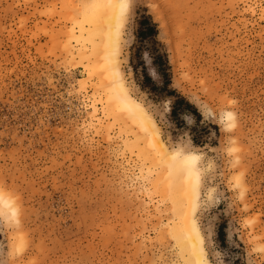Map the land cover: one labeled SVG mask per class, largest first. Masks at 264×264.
<instances>
[{
    "label": "rangeland",
    "instance_id": "rangeland-1",
    "mask_svg": "<svg viewBox=\"0 0 264 264\" xmlns=\"http://www.w3.org/2000/svg\"><path fill=\"white\" fill-rule=\"evenodd\" d=\"M83 1L0 0V192L21 221L16 229L0 215V264H184L153 153L107 114L93 70L100 58L72 39ZM131 3L118 47L129 94L170 151L190 141L200 169L213 165L201 203L209 191L217 202L197 217L206 257L261 264L253 247L264 244V0ZM180 98L190 107L172 116ZM226 112L231 132L220 123ZM240 173L243 200L230 184ZM18 235L26 247L13 257Z\"/></svg>",
    "mask_w": 264,
    "mask_h": 264
},
{
    "label": "bare ground",
    "instance_id": "bare-ground-1",
    "mask_svg": "<svg viewBox=\"0 0 264 264\" xmlns=\"http://www.w3.org/2000/svg\"><path fill=\"white\" fill-rule=\"evenodd\" d=\"M90 3H92V0H86L83 1L81 5L90 4ZM80 13L82 20L77 24L78 34L75 35L74 38L72 39H75L74 41H76L79 44H82L83 46H85L84 44H89L91 46V49L88 56H91L94 59L95 58L98 59V57L100 58L98 62L95 63L97 64L95 65V67L99 65V68L101 69L95 68L93 70H98L99 77L97 80L98 81L97 88L100 86L99 87L100 89L103 88L102 91L105 90L104 94L106 93L105 95L106 100L103 101L107 104L106 105L107 114L112 116L114 121L119 122L122 125L121 127H123L124 132L132 134V136L135 137L134 141L136 143H139L138 141H142V140L145 143L147 142L146 145L150 147L152 151L150 152L153 153L152 154L153 158L151 157L152 163L156 168L159 169L157 179L159 180L163 178L162 182L164 180L166 181L165 183H162L161 187L164 191L166 190L167 192L164 193V195L170 197L168 199H170L173 204V211L175 214L174 216L175 219L173 218L174 221L172 223L170 222L166 224L169 237L176 245L175 247H177L178 254L181 257L184 264H197L198 259H202L203 261H206L207 264H210L209 260L206 257L205 248H204L205 255L202 258L198 257L193 252V248H192V245L196 244L195 238L193 237L192 240L186 239L184 233L181 230L179 210L183 200V193L186 185L182 183L181 180H179L176 177L175 173L172 172V170H170L168 167V156L165 155V153L170 154L173 150L170 151L166 147L165 143L163 142L160 136L159 128L156 122L147 113L143 105L135 101L131 97L128 88L124 83L123 76L121 74L118 65V47L121 40V29H120L119 37H117L114 19L111 20V25H112L111 35H109L110 29H109L108 18L113 16V10L111 9L93 10V9H85L84 7L81 6ZM85 54H86L85 51L80 52L79 55L81 56V58L83 57L81 61L84 58L86 59V57L88 59V56L87 55L85 56ZM99 62L102 64L100 65ZM101 70L103 73L100 72ZM125 92L127 94L126 96H125ZM128 144L129 146L133 145V143L127 142V147ZM144 151H143L144 153L148 154L146 150ZM143 152H141L142 155L144 154ZM185 154L187 155V153ZM194 154L198 155L196 153ZM148 155L145 154L143 156L144 158L145 156H147L148 158ZM197 167L200 168L198 162H197ZM157 182H155L154 184V187L156 188L158 186ZM0 193L3 194L4 201H11L7 197L5 192H0ZM0 209H2L3 212L6 214L9 212V209L4 204H0ZM1 216L6 221H8L5 215H1Z\"/></svg>",
    "mask_w": 264,
    "mask_h": 264
},
{
    "label": "snow or ice",
    "instance_id": "snow-or-ice-1",
    "mask_svg": "<svg viewBox=\"0 0 264 264\" xmlns=\"http://www.w3.org/2000/svg\"><path fill=\"white\" fill-rule=\"evenodd\" d=\"M82 7L85 9H111L113 10V16L109 17V35H111V20H115L116 27V36L119 37L120 29L127 23L133 4L131 0H92L90 4H83ZM151 7V6H150ZM115 54V53H113ZM153 76H156V73H153ZM159 80V77H156ZM125 92V96H126ZM234 103V102H233ZM139 107V106H137ZM201 108L204 110L205 114H209V107L207 104L201 102ZM195 112V109H193ZM191 123V120H189ZM220 123L222 124L225 131L231 132L236 128L235 116L229 112L222 114ZM183 143V138L181 139ZM232 145H235V141H230ZM236 147H231L228 149L229 155L238 153ZM187 153V155L185 154ZM168 156V167L172 172L175 173L176 177L181 180L182 183L186 185L183 200L180 205V223L181 230L185 235V238L192 240L193 237L196 240V244L192 245L193 252L200 258H202L204 253V238L200 235V227L198 225L197 217L209 204H215L217 201L212 197L211 191L207 194V199L204 203H201V190L206 181L205 173L211 171L213 165L208 164L207 169H200L197 167V162L201 160V156L195 155L194 150L191 147L190 141L189 145L183 149H174L170 154L165 153ZM236 162H239V157L237 156ZM243 173L235 176L233 181H230V184L236 189L240 190V199H244V194L246 189L243 185ZM0 204H4L9 209V212L6 214L0 209V215H5L7 219L14 224L16 229H19L21 221L19 219L20 213L16 208L14 203L11 201H4L3 194L0 193ZM260 218L264 220V211L261 212ZM255 223L254 220L245 221L246 226ZM211 228L209 225L208 235L211 236ZM264 239V238H262ZM15 243L11 255L16 257L18 254L23 253L26 247V242L22 235L15 237ZM255 241H250V245L254 244ZM253 251L264 254V244L253 247ZM12 264V262H8ZM197 264H207L206 261L202 259L197 260ZM261 264H264V261H261Z\"/></svg>",
    "mask_w": 264,
    "mask_h": 264
},
{
    "label": "trees",
    "instance_id": "trees-1",
    "mask_svg": "<svg viewBox=\"0 0 264 264\" xmlns=\"http://www.w3.org/2000/svg\"><path fill=\"white\" fill-rule=\"evenodd\" d=\"M150 31H151V32H155V28L152 27ZM163 77H164L163 83H164L165 85H168V81H169V79L166 77V74H163ZM145 78H146V77H145ZM173 93H174V92H168L169 95H174ZM184 107H187V108L190 107V106H189V103H188L184 98H180V99L176 100V101L174 102V104L172 105V107H171V115H172V116H176V115H177V112H178L179 110H183ZM194 113H195V115H196V119H198V118H199V115L197 114V112H194ZM219 235L221 236L220 239H222V235H223L222 232H220Z\"/></svg>",
    "mask_w": 264,
    "mask_h": 264
}]
</instances>
